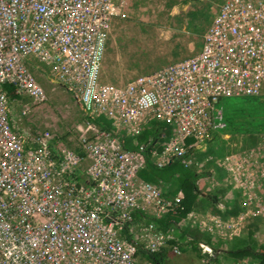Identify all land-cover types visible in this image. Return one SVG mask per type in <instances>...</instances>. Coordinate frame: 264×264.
<instances>
[{"label": "built area", "instance_id": "1", "mask_svg": "<svg viewBox=\"0 0 264 264\" xmlns=\"http://www.w3.org/2000/svg\"><path fill=\"white\" fill-rule=\"evenodd\" d=\"M84 3L0 0V223L14 232L25 229L12 238L9 234L7 247L0 243V264H133L140 246L129 221L134 213L141 214L138 200L150 194L142 192L136 198L137 183L129 181L127 168L139 161L137 181L152 190L155 183L139 175L145 165L143 150L160 167L175 156L188 166L185 156L190 150L206 146L208 151V138L224 128L222 109L217 108L222 98L264 99V0L224 3V16L215 19L196 55L113 92L95 81L97 51L90 38L71 26L88 15ZM58 50L65 54L64 64L57 63ZM29 58L51 66L52 72L66 66L60 69V82L86 118L84 127L78 128L80 154L61 149L55 156L51 151L55 134L49 128L14 124L10 97H26L33 104L44 99L33 72L25 66ZM28 112L24 103L16 117H26ZM100 118L110 122L108 126L95 122ZM152 121L172 128L168 137L164 132L158 135L172 145L157 155V147L151 146L157 137L144 142L137 138ZM123 134L139 143L127 148ZM216 165L220 170L212 173L217 172L219 181L214 178V184L225 187L240 210L226 219L196 215L195 224L212 235L238 237L248 231L251 218L264 222V133L254 144L231 147ZM38 196L45 197L38 204L40 223L33 208ZM181 197L180 192L175 194L173 202ZM151 202L156 217L165 216L173 206V202L163 206L155 197ZM159 206L165 214L156 213ZM125 229L132 240L122 233ZM200 245L211 251V246Z\"/></svg>", "mask_w": 264, "mask_h": 264}, {"label": "rangeland", "instance_id": "2", "mask_svg": "<svg viewBox=\"0 0 264 264\" xmlns=\"http://www.w3.org/2000/svg\"><path fill=\"white\" fill-rule=\"evenodd\" d=\"M29 1L32 2V0ZM224 3H229V0H85L84 6L88 10V15L82 16L79 22L74 21L71 26L90 38L93 49L97 51L93 69L95 81L105 84L106 88L113 92L116 88L124 89L128 83L140 77L154 75L169 63L196 55L204 43L205 35L214 26L215 19L221 14L224 16L222 9ZM56 24L57 28H60V24ZM86 25L88 26L85 28ZM57 32H60L59 29ZM57 54L62 59L58 58L57 63L64 64L65 54L59 53V50ZM24 63L29 71L33 72L31 73L34 82L42 88L44 99L39 104H33L26 97H10L11 117L17 118L24 103L29 107V114L27 113L26 117L21 118L20 115L15 120L12 118L14 124L19 127L49 128L55 134L51 144V151L55 156L61 149L80 154L82 152L79 142L81 132L78 128L84 127L86 118L83 110L60 82L63 79L60 69L66 66L57 65L56 71L52 72L51 66L48 67L33 58L25 59ZM99 89L100 87H97L95 90L98 92ZM231 98L233 101L242 97ZM221 106L222 104L219 103L217 108ZM158 123H164L167 130H160L157 138L155 137L154 145H151L152 150L157 147L156 155L162 153L161 148L166 149L172 145L169 139L158 136L164 132L165 137H168L172 134V128L166 122ZM263 133H229L230 137L227 139L226 132H215L207 140L208 151H205L206 146L193 148L185 156V162L189 168L202 174L198 183L202 178L213 183L217 172L212 173V170H220L216 165L220 155L225 154L233 146L256 143ZM123 135L124 143L130 144L133 149V144L138 140L132 136ZM150 138L153 137H148ZM139 146L136 143V147ZM173 153L171 151V156L174 155ZM199 160L201 163L197 164L196 161ZM139 166V161H133L132 166L127 168V176L129 181L137 183L134 191L136 198L142 192L149 193L150 196L146 195V199L143 200L137 199L141 214L134 213L129 221L131 234L140 246L134 255L133 264H155L147 254V250L151 251V248L154 252H163L161 248L167 250H165L167 254L163 258V264H257L259 261L257 258L241 249L245 246L259 249L264 245V222L256 218L250 219L248 231L238 237L216 236L217 241L211 246L210 252L205 251L200 244L198 249L188 247L179 250L174 244L189 239L188 231L190 230L187 231L184 225L190 222L188 228L193 230L196 226V215L201 217L200 215L203 214L208 217L211 212H199L206 205L201 202L203 207L194 210L193 215L188 219L189 222L183 223L181 220L177 226L162 232L154 222L147 219L148 215L155 214L151 199L153 197L160 199L163 206L171 205L175 195L170 192L175 186L172 183L159 182L152 184L153 191H149L137 181L135 173ZM209 189H204L202 193L214 195V191ZM38 198L40 201L34 204L33 208L36 220L40 223L43 218L39 215L38 204L44 201L45 197L38 196ZM11 199L17 200L15 196ZM156 213L165 214L160 206ZM7 222L8 220H3L4 224ZM24 230L17 229V232H14L11 226L6 228L0 223V243L7 247L10 241L9 234L12 238L20 235ZM158 231L163 233V239L159 238ZM168 240L173 241L170 242L173 245L171 251L168 249V246H171ZM3 250L7 249L3 248Z\"/></svg>", "mask_w": 264, "mask_h": 264}, {"label": "trees", "instance_id": "3", "mask_svg": "<svg viewBox=\"0 0 264 264\" xmlns=\"http://www.w3.org/2000/svg\"><path fill=\"white\" fill-rule=\"evenodd\" d=\"M10 88V86H7ZM231 97H224L221 99L222 115L224 128L222 131L230 134L242 133V132H264V100H258L251 97H242L231 101ZM97 124H108L110 122L103 118L95 121ZM160 130H167V126L163 123L156 121L150 122V126L144 129L138 136V140L144 142L148 137L157 136ZM127 148L131 147L130 144L126 145ZM143 156L145 157V165L139 171V175L146 181L158 184L159 182L172 183L175 188L170 194H182V197L173 202V206L170 211L163 217H156L148 215L147 218L154 222L159 230H166L171 226H175L180 219L186 217L194 209L203 207L201 202H209L207 199H201L200 191L197 186L199 177L202 175L192 168L186 166L182 159L178 156L172 157L170 162L165 166L160 167L150 161L149 151L143 150ZM127 229V228H126ZM122 230L124 236L132 240V236L127 230ZM196 238H198L196 236ZM242 242V241H241ZM193 248L198 249L196 242L191 241ZM251 256L257 258L261 264H264V245L259 249H253L248 246L243 248ZM163 252H151L147 253L150 260L155 264H163V258L166 256L164 249Z\"/></svg>", "mask_w": 264, "mask_h": 264}, {"label": "crops", "instance_id": "4", "mask_svg": "<svg viewBox=\"0 0 264 264\" xmlns=\"http://www.w3.org/2000/svg\"><path fill=\"white\" fill-rule=\"evenodd\" d=\"M218 154L220 155V153L218 152ZM223 155V154H222ZM220 155V156H222ZM216 181H219L218 179L215 178ZM199 181V179H198ZM215 182L211 183V182H207V180L205 178L200 179V183L197 182V186L199 188L200 191V198L201 199H208L209 202H205L204 204L205 207L208 208H202V210L200 209L199 212L202 213H206V212H211V215L217 214L220 218L222 219H226L229 216H234L238 213V210H240V205L238 203L237 199H231L229 198V194L227 192H225L226 188L225 187H221L219 185H215ZM214 184V185H213ZM219 184H221V182H219ZM214 191V195H206L203 194L202 191L204 189H208ZM237 200V201H236ZM196 210V209H194ZM189 217H184L182 219L179 220V222L182 220L183 223L185 221L189 222ZM178 222V223H179ZM177 223V224H178ZM177 224L175 226H177ZM190 222L188 225H184L185 229L188 231L189 233V239H186L185 241L181 242V243H176L174 245H176V247L181 250L183 248H190L192 247L191 245V241L196 242L197 246L202 243V244H207L209 246H213V243L215 241H217L216 235H212L210 234L206 229H200L199 227L195 226L193 230L189 229ZM174 226H171L170 228H172ZM170 228L166 229V230H161L162 232H167ZM196 236L198 238H196ZM183 240V239H182ZM169 244L170 242H173L172 240H168ZM171 246H168V249L171 251L172 250V244H170ZM199 248V246L197 247ZM193 249V247H192ZM195 249V248H194ZM166 250V249H164ZM167 251V250H166ZM165 252V251H164Z\"/></svg>", "mask_w": 264, "mask_h": 264}, {"label": "bare ground", "instance_id": "5", "mask_svg": "<svg viewBox=\"0 0 264 264\" xmlns=\"http://www.w3.org/2000/svg\"><path fill=\"white\" fill-rule=\"evenodd\" d=\"M144 132V131H143Z\"/></svg>", "mask_w": 264, "mask_h": 264}, {"label": "flooded vegetation", "instance_id": "6", "mask_svg": "<svg viewBox=\"0 0 264 264\" xmlns=\"http://www.w3.org/2000/svg\"><path fill=\"white\" fill-rule=\"evenodd\" d=\"M150 253V252H149Z\"/></svg>", "mask_w": 264, "mask_h": 264}]
</instances>
